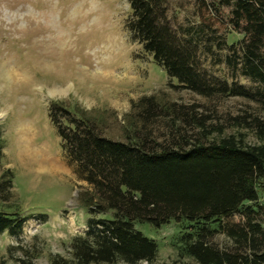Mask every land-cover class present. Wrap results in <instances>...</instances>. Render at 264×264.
Here are the masks:
<instances>
[{
    "label": "rangeland",
    "instance_id": "rangeland-1",
    "mask_svg": "<svg viewBox=\"0 0 264 264\" xmlns=\"http://www.w3.org/2000/svg\"><path fill=\"white\" fill-rule=\"evenodd\" d=\"M204 1L215 0H169L171 24L223 41L221 48L201 50L204 67L220 80L258 89L226 60L229 46L243 39L230 23L232 8L215 14ZM130 13L129 0H0V181L12 173L9 201L0 208L24 219L0 235V264H73V239L102 231L96 221L107 216H92L81 206L90 185L59 134V128L72 129L73 117L96 120L101 135L127 141L143 122L140 101L150 96L164 105H201L225 134L236 130L233 117L259 109L243 97L210 99L173 87L177 81L133 38ZM247 133L250 142L258 141ZM33 149L63 168L41 167L35 161L40 157H28ZM137 228L159 246L153 264H196L179 256L174 222ZM215 242L232 245L223 235Z\"/></svg>",
    "mask_w": 264,
    "mask_h": 264
},
{
    "label": "trees",
    "instance_id": "trees-1",
    "mask_svg": "<svg viewBox=\"0 0 264 264\" xmlns=\"http://www.w3.org/2000/svg\"><path fill=\"white\" fill-rule=\"evenodd\" d=\"M129 4L128 29L177 81L173 87L210 99L243 97L259 109L233 117L236 130L225 134L201 105H164L150 96L140 101L143 122L127 141L101 135L100 123L87 118L73 117L71 130L59 128L65 150L90 185L81 206L92 216H107L96 221L102 226L98 234L73 239V264H153L159 246L137 226L161 228L172 222L179 228L175 246L181 258L196 264H264V0L206 4L215 14L232 8L230 23L243 39L229 46L226 60L233 71L261 86L256 90L209 73L201 50L219 43L197 28L177 30L169 19V0ZM249 131L257 142L248 140ZM11 188L7 172L0 181V206L9 201ZM23 222L19 213L0 208V235ZM219 235L231 247H220Z\"/></svg>",
    "mask_w": 264,
    "mask_h": 264
},
{
    "label": "bare ground",
    "instance_id": "bare-ground-1",
    "mask_svg": "<svg viewBox=\"0 0 264 264\" xmlns=\"http://www.w3.org/2000/svg\"><path fill=\"white\" fill-rule=\"evenodd\" d=\"M29 142V141H28ZM30 151V149L28 150ZM39 151V150H38ZM36 149H33L31 154H28V157L30 155H32L33 158H37V157H40L38 160H35L41 167H44V168H51L53 170H56V171H59V168H63V164L56 160L55 158H52V157H49V156H46L44 154H40Z\"/></svg>",
    "mask_w": 264,
    "mask_h": 264
}]
</instances>
